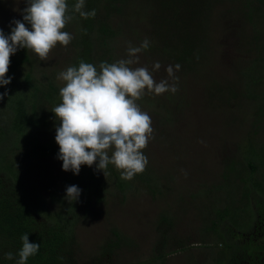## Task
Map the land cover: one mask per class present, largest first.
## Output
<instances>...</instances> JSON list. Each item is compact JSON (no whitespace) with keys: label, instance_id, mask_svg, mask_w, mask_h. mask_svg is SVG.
Returning a JSON list of instances; mask_svg holds the SVG:
<instances>
[{"label":"rangeland","instance_id":"obj_1","mask_svg":"<svg viewBox=\"0 0 264 264\" xmlns=\"http://www.w3.org/2000/svg\"><path fill=\"white\" fill-rule=\"evenodd\" d=\"M251 1L201 0L200 6L193 7L199 12L205 3H215L201 27H191L192 37L194 30L201 28L199 35L203 37L191 70L164 56L160 47L150 46L153 50L146 48L137 54L139 62L130 67H146L156 82L167 80L169 84L175 83L178 90L157 95L146 89L136 101L141 111L150 116L153 131L147 147L141 150L148 164L142 173L126 180L130 186L127 190L115 184L113 173L122 179L121 170L109 164L108 169L113 171L105 177L96 168L98 162L92 165L105 178L100 189L103 196L90 205L82 197L76 201L71 217L79 259L100 258L99 264H213L219 239L209 225L211 216H217L219 208L225 205H230L239 219L230 233L240 235L251 230L252 207L240 209L243 190L238 168L242 169L240 166L249 160H259L257 175L264 178V0H259V8L247 7ZM254 1L252 5L257 6L258 1ZM147 3L137 0L125 11L135 34L129 37L124 30L123 36L117 35L109 43L116 50L112 52V63L128 58L129 47H140L154 35L148 34V16L143 13ZM27 6L28 0H0V29L5 35L15 26L10 27L13 19L24 22L23 9ZM77 20L73 16L62 29L72 36L69 44L58 42L46 61L22 48L31 63L23 64L22 72L32 70L34 81L44 73L60 90L65 82L58 79V74L75 60ZM79 23L82 24L80 20ZM25 25L31 30L29 24ZM93 55L98 62L99 54ZM157 61L161 67L153 71ZM170 65L178 80L168 76L166 68ZM176 65L180 66L178 70ZM18 78L13 89L22 91ZM25 99L36 101L29 93ZM54 101L53 107L62 102L60 93ZM36 102L39 104V100ZM4 111L6 108L0 106V112ZM49 114L52 120L56 119L51 110ZM2 116L8 119L12 114ZM0 126L4 127L3 122ZM38 129L37 137L55 139L56 129L52 125ZM15 158V165L23 163ZM62 163L57 157L31 161L30 172L25 176H32L29 183L41 192L52 179L62 190L66 180L81 178L88 168L81 165L77 175L64 171ZM37 175L42 177L38 180ZM88 185L93 188L94 181L89 180ZM218 225L231 226L226 220ZM116 235L119 239L114 238ZM113 241L117 243L113 253L102 256L106 243ZM160 241H164L163 247ZM158 254L162 255L160 260L155 259Z\"/></svg>","mask_w":264,"mask_h":264},{"label":"trees","instance_id":"obj_2","mask_svg":"<svg viewBox=\"0 0 264 264\" xmlns=\"http://www.w3.org/2000/svg\"><path fill=\"white\" fill-rule=\"evenodd\" d=\"M136 1L85 0L84 11L90 12L94 9L96 14L94 17L84 19L79 13L71 11L78 0H66L69 7L68 14L78 19L76 24L78 23L79 28L74 35L75 60L72 64L66 65V68L78 67L81 60L97 68L102 62L112 64V52L116 50L115 47L109 46V43L114 41L117 35L123 36L124 30L129 37L135 34L133 22L127 19L125 11ZM147 1L148 8L143 13L148 16L147 21L150 25L148 34H154L150 36L147 49H152L150 46L160 47L164 56L172 58V61L183 66L182 68L191 70V64H194L192 61L197 52H200L198 44L203 38L199 35L202 28L194 30V37H192V31L194 28L201 27L204 16L210 12V6L213 8L215 3L212 2L209 5L205 3L202 10L199 8L198 12L193 7L196 4L200 6L201 0ZM257 1V6L252 5L255 2L252 0L247 2L251 4L247 7L259 8L261 1ZM79 20L82 22L81 25ZM193 23L194 26H192ZM191 27H193L192 30ZM73 30L76 28L73 27ZM93 47H96V50ZM93 53L99 54L98 62L95 61ZM23 64L31 65L23 49L18 48L10 56L9 70L6 73V78L11 77V82L0 85V94H3L0 95V106L6 108V111L0 112V124L2 122L4 124V127L0 126V264H16L19 259L18 252L22 248L21 237L26 233L30 242L40 244L39 251L30 256L26 264H99L100 258L79 259L75 222L71 217L77 200L70 204L65 197L66 188L76 185L81 189L79 197L85 200V204L90 205L94 201H100L103 196L100 189L105 179L100 175V171L88 166L84 176L66 180L62 190L58 187L59 183L56 180H49L43 192L29 183L32 176H25L30 172L28 166L31 161L57 157L59 145L56 140L36 135L39 134L38 128L42 126L52 125L55 129L59 126L60 121L52 120L49 113L60 90L56 83L46 78L47 75L44 73L41 74L40 80L34 81L32 70L22 72ZM17 77H19L17 82L22 91L13 89V82ZM27 93L31 94L36 101L39 100V104L32 100L27 102L25 99ZM6 113H11L12 116L4 119L2 115ZM54 134L56 135V132ZM256 153V151L252 152V155ZM16 156L23 163L15 165L12 161L16 159ZM96 162H99V158ZM259 166V160L257 162L249 160L240 166L242 169L238 168V171L242 173L240 185L243 190L240 209L244 211V206L252 207L251 230L247 234L230 233V228L239 223L237 214L230 205L219 208L217 216H211L209 230L217 233L216 240L219 239L216 241V246L219 247L214 245L216 256L213 264H264V178L261 179L257 175ZM107 171L109 173L113 170L110 168ZM113 174L119 189L127 190L130 187L126 180L119 179L118 175ZM37 177L39 180L42 176L37 175ZM88 179L94 181L93 188L89 187ZM256 191L262 192L263 195L257 194ZM224 220L231 226L218 225V222ZM114 238L119 239L117 235ZM163 242L160 241L161 247L165 244ZM116 246L115 241L107 242L102 256L113 253V247ZM8 252L13 254L12 260L6 258ZM161 258V254L155 256V259Z\"/></svg>","mask_w":264,"mask_h":264},{"label":"clouds","instance_id":"obj_3","mask_svg":"<svg viewBox=\"0 0 264 264\" xmlns=\"http://www.w3.org/2000/svg\"><path fill=\"white\" fill-rule=\"evenodd\" d=\"M84 7L85 0H78L71 11L84 19L95 16L94 9L88 12ZM68 13L66 0H28V6L23 9L24 22L13 19L10 27L15 26L8 35L0 29V85L11 82L6 73L10 56L18 48L31 50L40 60L46 61L58 42L64 46L69 44L72 36L62 31L73 19ZM25 22L31 25V30ZM148 46L145 40L140 47H129L126 59L112 64L102 62L98 68L81 60L78 67L70 66L58 74V79L65 82L60 88L62 102L51 111L60 121L55 140L59 145L57 158L62 160L64 171L78 175L81 165L91 167L97 158L96 168L102 170L105 177L109 174V164L121 170L124 180H131L145 170L148 159L141 150L147 147L153 129L150 116L141 111L136 101L146 89L157 95L178 90L175 83L169 84L167 80L156 82L146 67H130L139 62L137 54ZM160 67L161 64L155 62L153 71ZM179 67L176 65V70ZM166 71L169 77L178 80L171 65ZM80 193L78 186L71 185L66 188L65 198L71 204L78 200ZM21 240L16 264H26L40 248V244L29 241L27 233ZM6 258L12 260L13 254L6 253Z\"/></svg>","mask_w":264,"mask_h":264}]
</instances>
